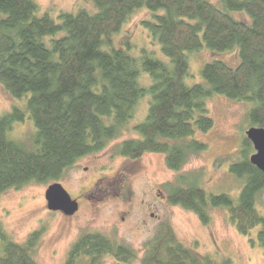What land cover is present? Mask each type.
Returning <instances> with one entry per match:
<instances>
[{
    "label": "trees",
    "instance_id": "obj_1",
    "mask_svg": "<svg viewBox=\"0 0 264 264\" xmlns=\"http://www.w3.org/2000/svg\"><path fill=\"white\" fill-rule=\"evenodd\" d=\"M92 2L94 13L61 12L55 20L40 15L35 0H0V84L12 98L25 101L0 117V196L64 179L80 160L106 150L128 130L137 137L117 145L120 156L139 160L162 153L169 169L180 173L207 147L193 136L213 129L207 103L215 95L253 103L249 126L264 128V0ZM143 9L152 19L142 26L168 61L147 50L134 54L130 41L121 46L114 41ZM236 14L251 20H238ZM204 48L237 49L240 63L234 68L211 61L201 68L204 82L188 86L189 55ZM143 101L146 115L135 121ZM26 118L35 128L29 142L12 134ZM242 141L239 160L229 169L244 184L237 200L208 193L199 184L201 175L183 174L168 186L169 203L193 212L205 226L211 210L225 209L241 235L258 230L264 250V215L257 204L264 173L250 162L255 151L246 135ZM42 238L39 229L26 242H15L0 223V264H39L35 253ZM148 248L145 264H217L196 256L169 228ZM135 255L126 245L90 232L72 244L62 264H103L106 257L128 264Z\"/></svg>",
    "mask_w": 264,
    "mask_h": 264
},
{
    "label": "rangeland",
    "instance_id": "obj_2",
    "mask_svg": "<svg viewBox=\"0 0 264 264\" xmlns=\"http://www.w3.org/2000/svg\"><path fill=\"white\" fill-rule=\"evenodd\" d=\"M35 2L39 5L40 15L50 14L55 20L61 12L76 14L81 9L89 13L97 11L92 0ZM247 17L244 14L235 16L238 20ZM149 19L152 16L146 9L136 12L114 41L118 46L126 40L130 41L134 46V54L147 50L159 59L168 61L160 46L154 45L148 30L142 26ZM250 20L248 17L246 21ZM189 59L190 72L185 79L188 86L204 82L201 68L211 61H223L234 68L240 63L237 49L218 53L204 48L190 54ZM208 100L207 110L215 125L208 133L196 132L193 136L207 147L200 155L194 156L182 172L171 171L162 153L145 154L139 160L120 156L117 145L128 138L137 137L128 130L106 150L80 160L64 179L58 181L80 202L74 217L51 213L48 209L45 192L53 183L26 185L0 196L2 227L18 243L26 242L32 232L42 230L43 238L35 253L39 264L64 263L72 244L90 232L102 233L114 243L129 247L136 255L128 264H145L149 256V243L160 238L167 228L199 258L209 257L217 264L229 259L233 264H264V250L257 243L258 230L249 237L241 235L230 223L227 210L222 208L210 211L212 220L205 226L196 214L173 206L165 199L171 188L168 186H173L183 174L201 175L199 184L210 194L227 193L235 200L240 196L244 184L230 174L229 169L239 160L243 137L250 128L247 115L254 104L232 101L224 95H215ZM24 105V100L12 98L0 84V117L10 113L13 107ZM147 107L146 101L140 103L135 121L144 120ZM26 119L25 123L15 126L12 134L20 141L29 142L35 128L32 120ZM121 178L127 179L126 185L131 191L127 199L119 195ZM93 187L97 188V193H91ZM257 204L258 210L264 215V191ZM252 239L255 240L254 244ZM103 264H115V259L106 257Z\"/></svg>",
    "mask_w": 264,
    "mask_h": 264
},
{
    "label": "water",
    "instance_id": "obj_3",
    "mask_svg": "<svg viewBox=\"0 0 264 264\" xmlns=\"http://www.w3.org/2000/svg\"><path fill=\"white\" fill-rule=\"evenodd\" d=\"M246 138L253 145L255 153L251 155L250 162L264 173V128L250 127L245 132ZM46 201L51 212L60 211L65 215L73 216L77 213L79 203L72 199L60 182L51 184L46 190Z\"/></svg>",
    "mask_w": 264,
    "mask_h": 264
},
{
    "label": "flooded vegetation",
    "instance_id": "obj_4",
    "mask_svg": "<svg viewBox=\"0 0 264 264\" xmlns=\"http://www.w3.org/2000/svg\"><path fill=\"white\" fill-rule=\"evenodd\" d=\"M87 157V156H86ZM85 170H87V169H85ZM126 180L127 179H122L121 178V180H119V195H123V196H125V198L127 199L128 198V196L130 195V189H128V186L126 185ZM95 186H97V185H95ZM92 192V194L93 193H97V188L96 187H93L92 188V190H91ZM73 198V197H72ZM74 199V198H73ZM167 201H169V198H168V196L165 198ZM74 200H76V199H74ZM76 202H78L77 200H76ZM79 203V207H80V202H78ZM51 212V211H50ZM51 213H59V214H62V215H65L64 213H62V212H60V211H57V212H51ZM77 214V213H76ZM75 214V215H76ZM75 215H73V216H67V215H65V216H67V217H74Z\"/></svg>",
    "mask_w": 264,
    "mask_h": 264
}]
</instances>
